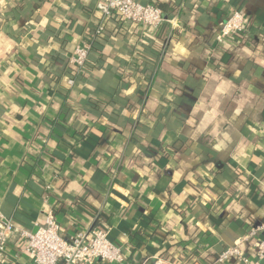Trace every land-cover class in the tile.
Listing matches in <instances>:
<instances>
[{
  "label": "crops",
  "instance_id": "1",
  "mask_svg": "<svg viewBox=\"0 0 264 264\" xmlns=\"http://www.w3.org/2000/svg\"><path fill=\"white\" fill-rule=\"evenodd\" d=\"M103 1L0 0V212L30 231L54 212L68 240L106 228L130 264L215 263L264 225V0H137L159 31ZM235 10L245 38L218 44ZM23 247L8 264H34Z\"/></svg>",
  "mask_w": 264,
  "mask_h": 264
},
{
  "label": "built area",
  "instance_id": "2",
  "mask_svg": "<svg viewBox=\"0 0 264 264\" xmlns=\"http://www.w3.org/2000/svg\"><path fill=\"white\" fill-rule=\"evenodd\" d=\"M99 11L105 16L118 14L124 22L138 24L144 28L159 31L167 23L164 11L156 5H145L137 0H104L98 5ZM171 24L173 21H168ZM103 31L101 26L97 34ZM245 32V17L235 10L221 28L217 38L218 44L239 38ZM91 46L81 45L69 62L72 66L83 70ZM34 231L22 229L13 221L4 218L0 212V264H8L10 256L8 247L14 238L24 242L22 252L30 255L34 264H130L121 248L109 240V231L103 227H95L88 231H79L70 240L63 237L61 225L54 212H50L43 225L37 224ZM264 234V225L252 227L247 236L233 247L223 250L214 264H229L232 260L240 264H262L264 261V240L255 242V259L242 251L241 246ZM17 259L18 257L15 256ZM14 264V263H13ZM155 264H170L165 260H157Z\"/></svg>",
  "mask_w": 264,
  "mask_h": 264
},
{
  "label": "trees",
  "instance_id": "3",
  "mask_svg": "<svg viewBox=\"0 0 264 264\" xmlns=\"http://www.w3.org/2000/svg\"><path fill=\"white\" fill-rule=\"evenodd\" d=\"M102 26V25H101ZM100 26V27H101ZM99 27V28H100ZM103 27V26H102ZM98 31V30H97ZM97 31H95V34H93V35H90L89 36V38H90V40L91 39H93V41L95 40V39H97L98 37H100V36H102V34H103V32H104V27H103V31L100 33V34H97ZM245 33V32H244ZM244 33L243 34H241L240 35V39L242 40L243 38H245V36H244ZM89 40V41H90ZM226 43H224L223 45H225ZM91 46V49H90V52H89V56H88V59H87V62H86V64H85V66H84V68H83V70H78V72H77V70H73V72L74 73H72V75H76L77 73H82L83 75L88 71V69L90 70V66H89V60H90V53H91V51H92V45H90ZM139 55V57L137 56V58H135V60L133 61V63H132V66L129 68L130 70H128V72L129 73H131V72H133V73H136L139 77H141L142 79H144V77H143V67H142V64H141V62H142V60L144 61V60H146V61H149L150 62V60L149 59H147L143 54H138ZM159 153H161V155L162 156H165V157H168V154L166 153H164L163 151H160ZM201 257V256H200ZM206 258L207 257H204V258H201V261H203L204 263H206ZM192 263H193V261H191ZM210 263H212V262H210ZM214 263V262H213ZM212 263V264H213ZM186 264H189V262L188 263H186Z\"/></svg>",
  "mask_w": 264,
  "mask_h": 264
},
{
  "label": "water",
  "instance_id": "4",
  "mask_svg": "<svg viewBox=\"0 0 264 264\" xmlns=\"http://www.w3.org/2000/svg\"><path fill=\"white\" fill-rule=\"evenodd\" d=\"M262 264H264V261L262 262Z\"/></svg>",
  "mask_w": 264,
  "mask_h": 264
}]
</instances>
